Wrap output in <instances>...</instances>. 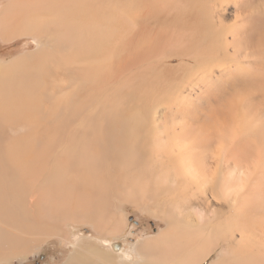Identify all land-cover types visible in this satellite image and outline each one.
Listing matches in <instances>:
<instances>
[{
    "label": "bare ground",
    "instance_id": "bare-ground-1",
    "mask_svg": "<svg viewBox=\"0 0 264 264\" xmlns=\"http://www.w3.org/2000/svg\"><path fill=\"white\" fill-rule=\"evenodd\" d=\"M192 1L162 18L128 0L1 4L0 45L35 46L0 59V252L73 222L95 236L70 264H264V38L221 43ZM124 203L164 224L131 255L113 241Z\"/></svg>",
    "mask_w": 264,
    "mask_h": 264
},
{
    "label": "rangeland",
    "instance_id": "rangeland-1",
    "mask_svg": "<svg viewBox=\"0 0 264 264\" xmlns=\"http://www.w3.org/2000/svg\"><path fill=\"white\" fill-rule=\"evenodd\" d=\"M193 1H195V0H193ZM184 2H185V0H172V1L171 0H163V1L162 0H128V11L132 10V12H143V14H146L145 11H147V12L148 11H152V12L155 11L154 13L155 14L157 13L156 15L157 16L159 15L158 17L162 18L163 15L166 14V10H168V9H169L168 11H173L175 9L176 11L182 12L183 11V8H182L183 5L182 4ZM4 3H6V0H0V6H1V4L4 5ZM139 3H143V5L139 6ZM164 3H165V5H164ZM209 6L211 7L210 8V14H209L210 20L206 21L208 25L202 27L200 32H202L206 28H208L209 30L211 29V31L217 35V40L220 41L221 43H225V38L227 37L226 34H228V36H229V34H232V30L234 32L235 29L238 28V29H241L242 31H244L245 33L247 32V34H241V37L242 36L247 37V40L244 39L245 43H247L248 45L249 44L251 45L253 42L252 46L259 44L257 42H254V39H256V40L258 39L257 41H262L261 38H264V0H221V1H219V0H196V3H194V5L192 7H194L198 11L197 21L200 20V17H201V16H199V14L203 15L204 13H207V7H209ZM196 7H198V8H196ZM159 11H160V13H159ZM129 16H130V14L128 15V18H129ZM198 16H199V18H198ZM212 16H214V17L212 18ZM130 18L134 21L135 27L140 26V25L136 24V20L134 17L130 16ZM211 18L214 21H212ZM147 24H149L148 19H147L145 25H147ZM198 25H199V23H198ZM232 25H233V27H232ZM259 31H261L263 35L256 38L257 34H259ZM249 38H252V39H249ZM263 42H264V39H263ZM34 46L35 45L33 44V41L31 39L17 40V41L12 42V43L0 45V59L1 60L3 59L5 61H10L11 59H13L14 56L18 55V53L20 54V53H23L27 50H30ZM128 47L133 48L134 46L132 43L128 42ZM77 49L80 50L81 47L78 46ZM128 57H131V53H129V52H128ZM170 59H172V60H170ZM164 60L170 61L173 64H178V62H179V59H177L175 57H169V58H166ZM248 62H249V60H248ZM248 62L246 61V62H244V64H247ZM223 64H224V62H223ZM234 68H236L235 65L233 66V69ZM227 71H229V68H226L223 71H221V74L222 73L225 74ZM232 71H234V70H232ZM215 77L216 76L214 75V78ZM199 87L200 86H198V87L195 86V87H193V89L195 91H197L199 89ZM106 163H107V165L110 164L109 162H106ZM120 210L123 213V215L125 216L124 219H125L127 225L125 227L124 233L121 234L120 236H114L113 241H117L118 245L119 246L121 245L122 251H124V252L126 251L130 255L132 254V249H129V246L132 245L133 242L140 241L144 237L148 238V236H153L156 233H158L162 229V227H164V224L162 222H159L158 220L152 218L146 212H141L140 210L135 208L130 203L129 204L124 203L121 206ZM64 226H66L64 229V231L66 233H63L64 231H62V232L60 231L61 233L58 232V234H57V232L51 233L49 231V232H47V235L45 233L41 234L40 232H37L34 234L29 233V236H25V237L30 238L32 241H35L36 248H35V245L32 246L28 251L23 253V255L15 254V253H13L14 250H9L7 248L2 249V251L0 252V260L3 263L0 261V264H4V263L5 264H34L35 260L39 259L41 255H45L47 252H48V257L50 255V257H49L50 259L48 260V262L46 264H53L52 263L53 261H58V264H70L68 261H69L70 256L73 254L74 249L72 246L74 245V242L76 240H79L80 238L82 239L85 237H94L95 234L92 230L93 227L90 224H79L78 225L75 223L73 224V222H67V223H64ZM67 229H68V231H67ZM50 233L53 234L54 236H49V235H51ZM72 235H73V237H72ZM55 236H57L58 238ZM69 236H71V237H69ZM43 239H45V241ZM58 242L65 247L68 246L69 247L68 250L66 251V249H65V251H64V249L60 248V250L58 251L56 249L51 248V247H54ZM44 248H47V249L51 248V249L45 250V252H42V250ZM35 250H37V251H35ZM61 251L63 253H61ZM27 252H28V254H27ZM24 254H26V255H24ZM38 254H39V256L37 257ZM130 255H128V256H130ZM17 256L19 258H17ZM25 256H26V258H25ZM215 256L212 258V260L215 258ZM22 257H23V259H22ZM128 259H129V257H128ZM134 259L135 258L133 257L132 260L134 261ZM212 260H209V262ZM40 264H44V262L41 261Z\"/></svg>",
    "mask_w": 264,
    "mask_h": 264
},
{
    "label": "flooded vegetation",
    "instance_id": "flooded-vegetation-1",
    "mask_svg": "<svg viewBox=\"0 0 264 264\" xmlns=\"http://www.w3.org/2000/svg\"><path fill=\"white\" fill-rule=\"evenodd\" d=\"M51 248H53V249H56V250H60V248L61 249H64V251H65V249H66V251L68 250V246H63V245H61L59 242L54 246V247H51ZM51 248H44L43 250H42V252H45V250H50ZM61 253H63L62 251H61ZM39 256V254L37 255V257ZM53 256V255H52ZM49 257H50V255H49ZM48 257V252L45 254V255H41L40 256V258L39 259H37V260H35V262H34V264H40V262L41 261H43L44 262V264H46L47 262H48V260L50 259ZM53 259V258H52ZM54 260V259H53ZM53 264H58V261H53L52 262Z\"/></svg>",
    "mask_w": 264,
    "mask_h": 264
},
{
    "label": "trees",
    "instance_id": "trees-1",
    "mask_svg": "<svg viewBox=\"0 0 264 264\" xmlns=\"http://www.w3.org/2000/svg\"><path fill=\"white\" fill-rule=\"evenodd\" d=\"M14 55V54H13ZM12 56V55H11Z\"/></svg>",
    "mask_w": 264,
    "mask_h": 264
}]
</instances>
